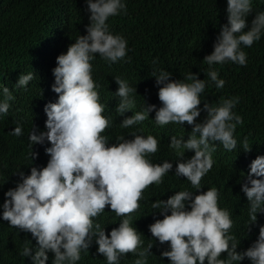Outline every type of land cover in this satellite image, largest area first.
<instances>
[{"label": "clouds", "instance_id": "9594fccd", "mask_svg": "<svg viewBox=\"0 0 264 264\" xmlns=\"http://www.w3.org/2000/svg\"><path fill=\"white\" fill-rule=\"evenodd\" d=\"M84 2L89 21L86 34L79 35L65 53L56 57L51 91L57 99L43 108L47 117L44 130L32 124L28 132V157L33 162L38 157L33 147L47 144V164H31L29 174L20 169L13 173L19 179L4 192L0 204V219L19 232L30 233L35 241L33 245L27 240L19 255L28 258L30 264H48L49 253L51 264H78L81 254L89 253L95 244L96 254L104 257L106 264H120L129 253L136 257L133 264H148V257L154 256L150 251L153 241H157L166 245L160 260L167 258L168 264H242L245 259L250 264H264V225L259 226L256 240L246 250L238 251L240 241L231 232V213L219 207L218 189L201 191V180L215 163L212 154L217 144L229 152L237 148L235 131L243 119L233 109L240 98L221 99L217 104L204 102L203 108L199 107L206 86L222 89L225 85L215 65H247L243 47L251 48L264 36V11L256 12L249 22L253 0H226L227 23L220 26L211 54L203 58L208 65L207 79L201 80L199 73L190 71L183 80H172L171 72L156 69L152 77L158 88V108L143 100L141 109L132 112L136 107V87L121 76L113 77L118 86L113 95L119 98L115 112L123 117L121 128L139 125L153 112L152 121L158 127L170 123L191 127L186 140L185 136L169 138L168 146L179 159L152 163L149 157L158 151L159 140L150 134H137L143 129L130 133L131 139L118 136L114 143L103 135L113 121L103 115L105 106L100 102L99 85L92 77L91 61L97 55L109 66L130 60L127 39L113 34L107 23L111 17L127 14L126 0ZM33 79V72L20 74L14 87L26 90ZM0 97L3 117L15 97L2 84ZM202 111L206 115L198 121ZM128 112L132 115L126 116ZM10 134L22 136L23 125L17 122ZM241 145L245 153L251 151L247 137ZM186 152L194 154L185 159ZM173 164L174 176L184 178L196 191H176L166 200H155L148 208L141 200L143 191L150 185L162 184ZM238 183L247 200L249 229L257 225L258 214H264V155L251 161L247 175L241 176ZM140 205L145 206L147 215H156L145 224L152 237L146 247L142 236L150 234L139 224ZM106 206L120 217L118 227L107 234L95 219Z\"/></svg>", "mask_w": 264, "mask_h": 264}, {"label": "trees", "instance_id": "16d2710c", "mask_svg": "<svg viewBox=\"0 0 264 264\" xmlns=\"http://www.w3.org/2000/svg\"><path fill=\"white\" fill-rule=\"evenodd\" d=\"M126 5V15L111 17L107 23L113 34H120L127 39L130 60L109 66L97 55L91 61L92 77L99 85L100 102L105 106L103 115L111 117L113 121L103 135L109 138L110 143H114L118 136L131 139L128 137L130 133L143 129L137 134H150L159 140L158 151L149 157L151 162H175L180 157L169 148V138L185 136L186 140L191 127L186 123L183 127L171 123L163 128L158 127L152 121L155 116L153 112L141 124L128 129L121 128L119 125L123 117L115 112L119 98L113 95L118 87L113 77L121 76L132 87H136V107L132 112L141 109L143 100L157 108L160 106L158 88L152 77L156 69L171 72L172 80H183L190 71L199 73L198 78L201 80L207 79L208 65L203 58L211 54L220 26L227 23L226 0H126ZM252 9L249 22L256 12L264 11V0H253ZM88 23L84 0H0V84L7 86L15 97L10 102L8 114L0 117V204L3 203L4 192L13 188L19 179L13 173L20 169L29 174L31 164L36 167L40 163H44V166L47 164L48 156L44 152L47 144L33 147V151L38 153L33 162L28 157V132L32 124L44 130L47 117L43 108L57 99V95L51 91L54 83L51 70L56 66V57L65 53L79 35L86 34L85 25ZM243 50L247 53L246 66L231 62L214 66L219 78L225 80V85L222 89L211 84L206 86L199 106L203 108L204 102L217 104L221 99L240 98L233 109L243 119L235 131L237 148L229 152L217 144L212 154L215 163L201 180V191L217 188L220 194L219 207L231 213V232L240 243L245 242V245L238 247V251L246 250L253 243L252 239L258 237L259 226L264 225V214H258V224L256 222L254 229L249 231L244 228V224L249 222L248 206L238 183L241 176L247 175L251 161L258 155H264V36L251 48L243 47ZM153 60L156 64L152 63ZM28 72L34 73V79L26 86V90L16 89L14 85L19 75ZM125 115L131 116L132 113ZM205 115L202 111L198 121ZM17 122L23 125L24 134L20 137L10 134ZM244 137L248 138L251 147L247 153L241 145ZM193 154L186 152L185 159ZM174 169L175 164L173 170L164 176L162 184L150 185L143 191L141 200L142 203L145 201L148 208L155 200H166L176 191H196L184 178L175 177ZM145 210L142 205V221L154 220L156 215H147ZM110 214L114 217L109 218ZM95 219L105 227L106 234L118 227L120 221V217L110 212L107 206L105 212ZM142 239L146 247L148 237ZM27 240L35 245L30 233L19 232L0 219V264H30L28 258L19 255ZM153 244L157 248L153 246L150 250L154 256L148 257V264H168L167 258L160 260V252L165 250L166 245H160L157 241H153ZM96 247L93 244L89 253H82L78 264H106L105 258L96 254ZM48 255V264H51L52 254ZM135 259L129 253L121 258L120 264H133ZM249 263L247 259L242 262Z\"/></svg>", "mask_w": 264, "mask_h": 264}, {"label": "bare ground", "instance_id": "6f19581e", "mask_svg": "<svg viewBox=\"0 0 264 264\" xmlns=\"http://www.w3.org/2000/svg\"><path fill=\"white\" fill-rule=\"evenodd\" d=\"M42 161L44 162V160L42 159ZM42 164V165H41ZM33 165H35V164H33ZM32 165V166H33ZM38 166V165H37ZM44 166V163H40L39 164V167H43ZM138 213H139V215H141L142 214V205H140V208L138 209ZM232 216V215H231ZM111 217H114V216H112V214H110V216H109V218H111ZM133 218V217H132ZM258 220H259V218L257 217V224H258ZM146 222H148V221H142V222H139V224H142L143 225V229H144V227H145V224H146ZM150 222V221H149ZM247 224H248V222H246V224H244V228L245 229H247ZM252 229H254V226L253 225H250L249 226V231H252ZM240 233V232H239ZM144 237H148V240L150 239V235H143ZM143 236H142V238H143ZM242 236V235H241ZM255 238V237H254ZM252 241L254 242L255 241V239H252ZM148 243H149V241H148ZM241 244H243V245H245V242L244 243H240V245ZM246 245H248V244H246ZM155 246V245H154ZM248 246H250V245H248ZM156 247V246H155ZM157 248V247H156ZM160 250V249H159ZM165 260V259H164ZM250 264V263H249Z\"/></svg>", "mask_w": 264, "mask_h": 264}]
</instances>
